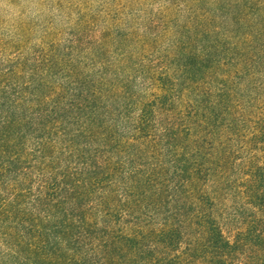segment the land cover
Segmentation results:
<instances>
[{
	"label": "trees",
	"instance_id": "1",
	"mask_svg": "<svg viewBox=\"0 0 264 264\" xmlns=\"http://www.w3.org/2000/svg\"><path fill=\"white\" fill-rule=\"evenodd\" d=\"M196 1L200 47L181 45L170 65L149 68L143 95H127L120 68L106 80L78 64L63 82L49 79L58 64L15 88L0 82V264H264V163L249 174L253 220L230 234L214 185L224 162L204 143L218 136L215 104L199 91L214 62L263 73L264 32L225 12L216 24ZM126 107L134 125L123 126ZM174 142L193 143L168 158L172 180L151 186L121 172L123 152L160 143L172 153Z\"/></svg>",
	"mask_w": 264,
	"mask_h": 264
},
{
	"label": "rangeland",
	"instance_id": "2",
	"mask_svg": "<svg viewBox=\"0 0 264 264\" xmlns=\"http://www.w3.org/2000/svg\"><path fill=\"white\" fill-rule=\"evenodd\" d=\"M17 3L21 5L19 16H11L7 8L0 15V82L6 86L29 81L37 67L42 71L36 78L47 76L44 68L52 64L58 65L56 74L49 79L63 82L70 78L67 68L78 64L81 71L90 74L104 71L106 80H114L120 68L129 78L124 80L129 86L127 95L133 92L143 95L151 87L147 78L149 68L170 65L165 56H171L181 45L200 47L195 38L202 27L193 24L197 21L192 19L196 17V0H28L27 3L17 0ZM200 3L216 24L222 21L225 12L229 17L242 16L248 23L257 22L264 32V0ZM229 4L234 6L230 8ZM246 5L250 6L251 15L246 13ZM214 63V73L211 76L209 70L207 77L210 82L201 84L199 91L208 92L200 97L202 102L207 99V105L215 104L213 128L218 138L204 143L210 156L224 162L218 167L214 184L218 190L217 214L233 234L253 220L249 174H262L257 166L264 163V142H261L264 135L260 134L264 132V66L260 69L263 73L245 76L237 66ZM122 114L129 115V122L123 126L133 124L132 107H126ZM174 143L172 153L163 150L160 143L123 152L126 162L121 164V172L147 175L151 186L154 180L162 182L166 177L172 180V173H165L172 172L168 158L179 159V150L185 147L190 151L193 142ZM116 155L117 151H113V158ZM170 186L169 193L174 191L173 184ZM126 189L132 195L142 191L134 192L128 186ZM254 226L260 228V222Z\"/></svg>",
	"mask_w": 264,
	"mask_h": 264
},
{
	"label": "clouds",
	"instance_id": "3",
	"mask_svg": "<svg viewBox=\"0 0 264 264\" xmlns=\"http://www.w3.org/2000/svg\"><path fill=\"white\" fill-rule=\"evenodd\" d=\"M27 2L28 0H21V3ZM20 6L21 5L17 3V0H0V15H2L4 9L7 8L11 16H19Z\"/></svg>",
	"mask_w": 264,
	"mask_h": 264
}]
</instances>
